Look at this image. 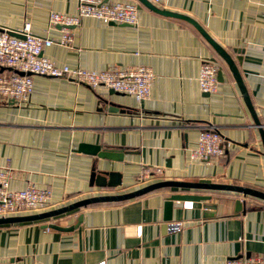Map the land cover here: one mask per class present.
Returning <instances> with one entry per match:
<instances>
[{
	"label": "crops",
	"instance_id": "1",
	"mask_svg": "<svg viewBox=\"0 0 264 264\" xmlns=\"http://www.w3.org/2000/svg\"><path fill=\"white\" fill-rule=\"evenodd\" d=\"M136 1L135 24L85 16L69 27L70 46L51 43L42 55L57 65L91 70L149 66L154 77L148 98L139 101L104 86L33 74L26 102L0 97V167L9 170L10 187L49 188L47 209L159 179L225 182L264 191L261 137L227 63L190 22ZM77 3L0 0V26L18 29L29 22L33 33L57 38L61 26L48 24L49 12L74 13ZM153 4L194 18L229 53L264 129V0ZM203 56L213 57L221 70L211 93L198 85ZM204 126L222 135L223 155L208 160L189 155ZM81 143L121 148L122 157L82 151ZM143 170L155 172L154 177L142 180ZM102 172L119 183L94 182L92 177ZM173 192L210 198L173 200L166 222L164 201ZM185 200L192 204L184 205ZM203 202L215 205L207 215ZM176 221L182 226L170 231L169 222ZM241 255L264 259V199L230 190L161 187L47 219L0 224V264H211Z\"/></svg>",
	"mask_w": 264,
	"mask_h": 264
},
{
	"label": "built area",
	"instance_id": "2",
	"mask_svg": "<svg viewBox=\"0 0 264 264\" xmlns=\"http://www.w3.org/2000/svg\"><path fill=\"white\" fill-rule=\"evenodd\" d=\"M150 1L157 3L159 0ZM137 12L136 0H78L74 13L49 12L48 24L61 26L62 33L57 38L33 33L29 22H24L18 29L0 26V97L12 103L26 102L32 89V75L42 74L66 77L91 87L104 86L117 92L131 94L139 101L148 98L150 83L154 77L149 66L139 64L91 70L80 66L57 65L42 55L43 47L51 43L70 46L72 34L69 27L79 24L82 17L92 16L104 22L135 24ZM218 70L219 64L215 59L207 56L201 58L197 80L202 92L216 91ZM224 152L220 132L212 126H204L200 129L197 142L190 149L189 155L192 158L208 160L221 156ZM155 171L159 172V168ZM154 173L143 170L142 180L152 179ZM49 196V188L35 184L20 189L11 188L9 170L0 167V216L46 210ZM191 204V201L185 200L184 205ZM181 226V221L168 224L170 231L178 230ZM138 227L140 232V225ZM99 264H104V261H100ZM211 264H264V259L259 255H241Z\"/></svg>",
	"mask_w": 264,
	"mask_h": 264
},
{
	"label": "water",
	"instance_id": "3",
	"mask_svg": "<svg viewBox=\"0 0 264 264\" xmlns=\"http://www.w3.org/2000/svg\"><path fill=\"white\" fill-rule=\"evenodd\" d=\"M139 1L143 3L144 5L148 6L150 9L154 10L155 12H158L160 14L167 15V16L183 18L187 20L188 22H190L202 34V36L210 43V45L219 54V56L227 63L235 81L237 82L239 86V89L242 93V96L247 105V108L249 109V112L253 118L254 124L258 128L261 141L263 144V152H264L263 126L261 125L255 113V109L249 98L248 92L243 84L239 70L237 66L235 65L234 61L232 60L231 56L229 55V53L220 44H218L194 18L186 14H183V13L167 10L164 8H159L158 6L154 5L150 0H139ZM11 33L15 35H19L18 33L14 31H11ZM212 59L214 58L212 57ZM220 75H221V70L219 69L218 77H220ZM112 91L113 90L111 89L110 92ZM79 149L82 151L88 152V153L95 154L100 157L108 158V159H117V158L122 157L121 148H110V147L101 148V146L98 144L81 143L79 144ZM104 174L103 172L99 174H95L92 177V180L96 182L97 184L103 185V186L104 185L115 186L116 184L119 183V180L117 181L111 178V173L109 174L110 175L109 180L106 179ZM161 187H184V188H196V189L230 190V191L241 193L243 195H251V196H256V197L264 199V191L250 187V186L240 185V184L225 183V182H212V181L207 182V181H190V180H178V179H159V180L151 181L138 188H135V189H132L126 192L94 194V195L80 198L78 200L72 201L70 203H67V204H64L58 207L49 208V209L39 211V212L0 216V224L42 220V219H46V218H49L55 215H59L61 213L75 210L77 208H80V207H83V206H86L92 203L112 202V201H121V200L130 199V198L139 196L141 194H144L146 192H149L151 190L161 188ZM209 198H210V195L208 194L173 192L165 198L163 219L166 222H168L172 218L171 210H172L173 200L192 199V200L200 201V200H207ZM241 205H242L241 201L237 200L236 206L239 208L241 207ZM202 206L204 209L203 211L204 215L209 214L210 212L208 211L215 207L214 204L208 203V202H203ZM80 219L81 217L78 218V221H80Z\"/></svg>",
	"mask_w": 264,
	"mask_h": 264
},
{
	"label": "rangeland",
	"instance_id": "4",
	"mask_svg": "<svg viewBox=\"0 0 264 264\" xmlns=\"http://www.w3.org/2000/svg\"><path fill=\"white\" fill-rule=\"evenodd\" d=\"M28 213H31L30 211Z\"/></svg>",
	"mask_w": 264,
	"mask_h": 264
},
{
	"label": "trees",
	"instance_id": "5",
	"mask_svg": "<svg viewBox=\"0 0 264 264\" xmlns=\"http://www.w3.org/2000/svg\"><path fill=\"white\" fill-rule=\"evenodd\" d=\"M47 219V218H46Z\"/></svg>",
	"mask_w": 264,
	"mask_h": 264
}]
</instances>
